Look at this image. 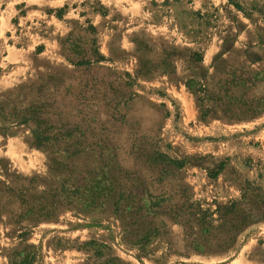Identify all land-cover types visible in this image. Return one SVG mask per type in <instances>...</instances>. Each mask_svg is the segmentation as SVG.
Returning <instances> with one entry per match:
<instances>
[{
    "label": "rangeland",
    "instance_id": "1",
    "mask_svg": "<svg viewBox=\"0 0 264 264\" xmlns=\"http://www.w3.org/2000/svg\"><path fill=\"white\" fill-rule=\"evenodd\" d=\"M91 240L264 264V0H0V264Z\"/></svg>",
    "mask_w": 264,
    "mask_h": 264
},
{
    "label": "trees",
    "instance_id": "2",
    "mask_svg": "<svg viewBox=\"0 0 264 264\" xmlns=\"http://www.w3.org/2000/svg\"><path fill=\"white\" fill-rule=\"evenodd\" d=\"M219 99V98H218ZM220 100V99H219ZM45 131L39 130L38 131V136H36V139L38 143L43 144L46 140H49V137L45 135ZM180 164V163H179ZM109 178L106 179L104 183L103 188L97 189H89V193L93 195V197L96 195L101 194V190H107L109 189ZM73 179L71 176L68 179L64 180V186L68 185V187H64L63 190L68 192L70 196H78V192L80 188H76L74 190L71 189L73 186L72 183ZM68 196L69 200L71 201V197ZM88 202V201H86ZM93 203V202H91ZM235 204L232 203L231 206H228V208H231ZM84 208V207H82ZM22 218H29L30 220L33 221H38L40 218H45L50 216L49 210L46 208V206H41L40 208H35V209H30L28 211H24L23 214H21ZM88 246L87 250L91 251L92 254L88 256V260L84 264H124L119 257L113 254L112 248L104 243V242H99L97 240H91L90 242L86 243ZM16 254L18 256H21L19 260L14 261L12 264H34V256L26 253L25 255H22V252H17Z\"/></svg>",
    "mask_w": 264,
    "mask_h": 264
}]
</instances>
